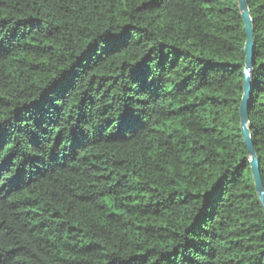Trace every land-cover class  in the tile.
I'll return each instance as SVG.
<instances>
[{"label":"trees","instance_id":"16d2710c","mask_svg":"<svg viewBox=\"0 0 264 264\" xmlns=\"http://www.w3.org/2000/svg\"><path fill=\"white\" fill-rule=\"evenodd\" d=\"M247 38L239 0H0V264H264Z\"/></svg>","mask_w":264,"mask_h":264},{"label":"water","instance_id":"95a60500","mask_svg":"<svg viewBox=\"0 0 264 264\" xmlns=\"http://www.w3.org/2000/svg\"><path fill=\"white\" fill-rule=\"evenodd\" d=\"M241 14L243 16L246 31H247V42L245 51L247 54L246 67H245V79H244V96L240 107L241 115V130L243 137L245 139L246 146L249 151L251 166L253 169V175L256 184V190L258 197L264 207V183L260 172V163L259 157L255 150L253 143V135L250 130V98L252 92V74L254 69V50H255V41H254V28H253V19L251 17V11L248 4V0H239Z\"/></svg>","mask_w":264,"mask_h":264}]
</instances>
